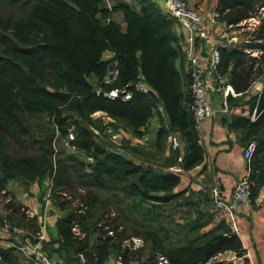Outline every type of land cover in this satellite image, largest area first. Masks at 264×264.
Listing matches in <instances>:
<instances>
[{"label": "trees", "instance_id": "obj_1", "mask_svg": "<svg viewBox=\"0 0 264 264\" xmlns=\"http://www.w3.org/2000/svg\"><path fill=\"white\" fill-rule=\"evenodd\" d=\"M262 8L264 0H215L214 9L227 31H242L241 40L215 49L213 74L236 95L226 93V105L248 112L230 117L226 127L254 146L250 201L264 185ZM251 19L257 24L243 32L241 24ZM175 24L154 0L115 1L110 10L102 0H0V193L9 181L49 180L48 209L57 216L38 246L56 264H224L213 260L226 251L243 257L223 219L205 229L219 213L209 191L179 190L181 176L203 158ZM104 51L116 63L110 86L100 84ZM137 80L148 95L119 102L96 94ZM253 82L261 88L249 93ZM158 105L152 140H125V134L141 137ZM169 133L178 151L166 146ZM19 208L12 197L4 203L0 226L8 220L33 234L36 219L24 224ZM0 264L29 263L14 247L0 246Z\"/></svg>", "mask_w": 264, "mask_h": 264}, {"label": "crops", "instance_id": "obj_2", "mask_svg": "<svg viewBox=\"0 0 264 264\" xmlns=\"http://www.w3.org/2000/svg\"><path fill=\"white\" fill-rule=\"evenodd\" d=\"M214 9L215 0H211L208 9L199 10L200 12H198L201 17L198 28L204 33L203 37H199L197 30H188L181 22L174 19L176 23L175 31L182 36V50L185 55L187 53L195 55L201 66L206 98L214 110V115L202 123L200 131L197 133L198 143L202 149V162L181 176L179 190L186 188L189 192L195 194L200 192L207 193L214 183H218L222 191L221 198L227 202L231 200L233 185L245 177L242 152L247 145L245 146L239 140V136L236 133L228 130L226 125L230 117H247L248 112L245 106L230 107L226 105V93H230L231 97H235L236 95L226 85L221 87V82H217L214 78L213 69L208 67V58L213 50L221 44L225 43L227 45L234 42L233 39L226 37L225 33L229 31L226 30L225 26L214 20ZM241 26L245 25L241 24ZM250 56L256 57L257 55L255 52H252ZM184 72H186V63L184 65ZM260 88L261 84L259 82H253L249 93L259 91ZM157 111L159 114L153 112L146 127L140 130L142 135L139 139L129 134H125L123 138L139 145L152 140V135L160 128L158 116L162 115V108L159 105L157 106ZM249 120H253V112H251ZM113 137L116 139L121 138L117 134ZM166 146H168L167 142ZM194 199L196 200L198 197L194 196ZM250 202V210L246 211L238 207L234 212L237 229L235 235L243 250V257L238 258L233 252L226 251L218 255L213 260V263L264 264V185L255 190ZM25 203V206L29 209V200ZM48 208L49 206L45 204L44 210L49 212L46 224L51 230L57 215ZM31 211L35 210L31 209ZM222 219L226 223L223 215L216 213L213 224L207 226L205 229ZM53 264L56 263L53 262Z\"/></svg>", "mask_w": 264, "mask_h": 264}, {"label": "built area", "instance_id": "obj_3", "mask_svg": "<svg viewBox=\"0 0 264 264\" xmlns=\"http://www.w3.org/2000/svg\"><path fill=\"white\" fill-rule=\"evenodd\" d=\"M154 1L161 2L169 15L181 22L185 28L188 30H197L199 37L204 36V33L198 28L201 22V17L199 13L191 7L190 0ZM102 3L107 10H110L112 5L110 0H102ZM249 22L250 21H248V25ZM254 23L255 21L252 20V23H250L248 28L252 27ZM185 58L187 62L186 73L188 77L187 108L190 114L193 130L197 134L200 131L202 123L214 115V110L207 101L202 70L196 56L192 53H187ZM101 59L103 62H106V70L100 84L110 86L116 81L117 78L116 63L113 60L112 53L109 51H104L101 55ZM217 61V52L216 50H213L208 58V67L213 69L217 64ZM134 93L146 96L148 95L149 90L141 80H137L134 83L123 85L121 87H115L105 92H101V90L98 89L96 94L102 95L104 98L110 101L127 102ZM167 143L171 150L179 149V141L174 134L167 137ZM253 148V144L249 143L242 152L245 177L238 180L233 185L230 201L225 202L222 200V191L218 183H214L209 190L213 209L223 215L230 233L234 235L237 232L234 220L235 210L238 207L243 208L246 211L250 210L251 208L250 194L251 189L253 188V183L249 180V160ZM42 237V235L37 237L39 240L37 243L43 240ZM37 243L33 246H25L24 249H21L23 255L29 260L30 264H51L45 254L39 249Z\"/></svg>", "mask_w": 264, "mask_h": 264}, {"label": "rangeland", "instance_id": "obj_4", "mask_svg": "<svg viewBox=\"0 0 264 264\" xmlns=\"http://www.w3.org/2000/svg\"><path fill=\"white\" fill-rule=\"evenodd\" d=\"M115 1H122V0H110L112 5ZM210 1L211 0H190V5L195 11L200 12L199 10L208 9ZM156 3L161 7V9L164 11L166 15L170 16L166 8L161 2L156 1ZM263 15H264V8H262L259 13V16H263ZM112 19L116 23H121V19L118 14L112 15ZM252 20H249L250 21L249 25L250 23H252ZM254 21L255 23L250 28H248L249 25L246 22L244 24L245 26H243L242 28L243 32L251 31V29H253L254 26L257 24V21L256 20ZM241 33L242 31L230 30L229 32L225 34H226V37H228V39L229 38L233 39L234 41L233 43H235L242 39L240 36ZM95 117L101 118L103 123H106L109 120L102 113H96ZM44 121L47 122L46 119ZM107 132H110V131L108 130ZM172 134L175 135V133H169V135H172ZM94 135L97 136L96 132H94ZM110 135L114 136L113 134H110ZM67 139H69V137H67ZM103 140L104 138L101 141ZM60 142L62 143L65 149L69 151L71 150V148H69L66 145V142H63V141H60ZM103 142L105 143L106 146L107 144H109V143H106L105 140ZM179 148H180V145H179ZM48 189H49V180L47 178H44L43 180L39 182L38 181H33V182L9 181L5 187V191L0 193L1 194L0 195V216L1 217L6 215V212L3 211L4 203L9 201L12 197L14 201L16 202V204L20 206L19 211L24 216V219H25V220L23 219L24 224H28L27 220H30L31 218L36 219L35 222H36L38 230L36 229L35 230L36 232H33V234H31V232L29 231H24L23 228H18V227L11 225L10 221L8 220H4L2 224L3 226H0V246L14 247L19 252V254L24 259H26V261H28V263H29V260L23 255V252L21 249H24L25 246L30 247L36 244L37 241H39L37 237L41 235L43 236L42 237L43 240L46 238V236L47 237L51 236V230L50 228L47 227V224H46V218L49 212L47 210L46 211L44 210L45 204L49 206V202L47 200L48 199ZM27 200H29V209H27V206H25L26 204L25 202ZM31 209L35 211H31ZM50 213H53V212H50ZM175 218H178V215H175ZM43 240H41L40 242H42ZM40 242H38L37 244H39ZM133 243H134V246L139 245L136 239H133ZM47 259L49 260L51 264H53L54 261L50 260L48 257Z\"/></svg>", "mask_w": 264, "mask_h": 264}]
</instances>
